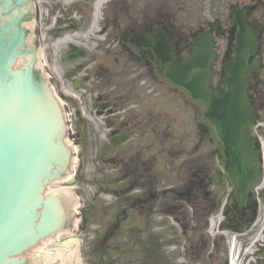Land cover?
Listing matches in <instances>:
<instances>
[{
  "label": "flooded vegetation",
  "instance_id": "obj_1",
  "mask_svg": "<svg viewBox=\"0 0 264 264\" xmlns=\"http://www.w3.org/2000/svg\"><path fill=\"white\" fill-rule=\"evenodd\" d=\"M184 1L28 0L23 14L13 12L26 37L22 70L44 90L52 87L69 116L66 134L81 147L73 179L83 147H100L97 177L88 183L101 198L91 214L79 212L80 227H93L95 264H229L233 257L234 264H264V67L249 72L248 85L262 176L240 202L219 146L214 155L201 153L200 144L210 141L196 142L185 131L194 102L158 73L148 48L149 38L163 37L184 58L193 35L210 29L179 24ZM179 117L178 138L163 139ZM121 134L128 138L113 146Z\"/></svg>",
  "mask_w": 264,
  "mask_h": 264
},
{
  "label": "water",
  "instance_id": "obj_2",
  "mask_svg": "<svg viewBox=\"0 0 264 264\" xmlns=\"http://www.w3.org/2000/svg\"><path fill=\"white\" fill-rule=\"evenodd\" d=\"M27 1L0 0V264H85L82 230H73V226L65 230L62 226L45 238L63 225L65 217L70 218V225L75 222L79 201L74 190L76 179L66 186L72 188L70 192L60 190L55 182L50 191L59 193L53 199L47 196L49 189H42L59 176L55 169L60 159L64 163V150L70 141L60 137L64 141L62 149L57 143L61 129L57 120L62 108L49 95L47 99L38 80L29 79L22 69L21 77H16L12 68L23 56L25 46L20 17L13 18V12L23 14L29 7ZM228 18L234 57L223 63L216 87H212L211 77L217 54L209 31L194 37L191 54L179 62H175V50L165 40H148V44L156 53L159 73L204 106L202 116L221 145L225 173L241 202L262 173L260 154L253 147L251 135L255 110L247 94V72L259 69V47L243 9H230ZM210 25L219 30L218 20ZM18 67L19 63L15 69ZM67 127L71 128L70 123L65 124ZM123 137L112 141V145ZM72 162L73 157L69 164ZM64 171L65 176L69 175V166ZM42 203L47 211L39 215Z\"/></svg>",
  "mask_w": 264,
  "mask_h": 264
},
{
  "label": "rangeland",
  "instance_id": "obj_3",
  "mask_svg": "<svg viewBox=\"0 0 264 264\" xmlns=\"http://www.w3.org/2000/svg\"><path fill=\"white\" fill-rule=\"evenodd\" d=\"M184 9L180 10L179 12V24L183 26L190 27L192 29H205L207 27V23L209 21H212L216 18H218L221 22L222 28L226 31L229 25L228 21V7L231 5H237V6H249L251 7L250 13L251 18L256 21L257 24H259L260 27V41H259V47H260V56L262 59L263 67H264V0H185L184 1ZM227 35V34H226ZM216 36V50L219 54V56H223L224 52L227 50V36ZM220 61H218L214 65L213 73V84L215 85L218 80V74L220 71ZM264 75V70L261 73ZM179 113L182 114V112H187V106L181 103L179 106ZM191 109V106H190ZM193 114L192 110H190L189 113V122L187 125L184 126L185 131L189 133V137L194 138L197 142L199 139H205L209 140L211 147H204L200 144L199 149L201 150V153H205L206 151L211 150V154L214 155L216 153V149L218 148L215 142L216 139L214 138V135H210L209 133H206V135H201L198 130V125L202 123V112L204 108L198 104L194 103L193 106ZM182 123V118H178L176 122L170 127L167 133H169L171 136H169L166 132L162 136L163 139L166 138H178V132L180 124ZM74 126V123H73ZM72 126V127H73ZM96 129V125L93 126V130ZM90 130V129H89ZM92 134V130H90ZM208 132V131H207ZM211 133V132H210ZM73 140V138H72ZM99 141H101V137H99ZM74 142V140H73ZM75 143V142H74ZM73 148H77L79 150L81 147L78 146L77 143H75ZM83 152L85 158L82 160V170L80 171V175L76 176V180H79L77 183V192H78V201H79V211L85 208L86 214H91V208L92 205L97 201V196H93L92 190H94V186H91L90 183L92 178L97 177V174L95 172V155L99 151L100 147L98 146H86L83 147ZM77 182V181H76ZM110 197L107 196L106 199H102L103 202H108L107 200ZM82 228V240H83V249H84V259L85 264H95L93 261L95 260L96 255L92 253V248H89V246L92 245V228L89 225V222L83 225Z\"/></svg>",
  "mask_w": 264,
  "mask_h": 264
},
{
  "label": "trees",
  "instance_id": "obj_4",
  "mask_svg": "<svg viewBox=\"0 0 264 264\" xmlns=\"http://www.w3.org/2000/svg\"><path fill=\"white\" fill-rule=\"evenodd\" d=\"M252 24H254V21H252ZM201 128L204 130V124H201Z\"/></svg>",
  "mask_w": 264,
  "mask_h": 264
},
{
  "label": "bare ground",
  "instance_id": "obj_5",
  "mask_svg": "<svg viewBox=\"0 0 264 264\" xmlns=\"http://www.w3.org/2000/svg\"><path fill=\"white\" fill-rule=\"evenodd\" d=\"M234 262H235V261H234V257H233V260H232L231 264H234Z\"/></svg>",
  "mask_w": 264,
  "mask_h": 264
}]
</instances>
